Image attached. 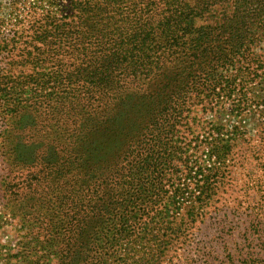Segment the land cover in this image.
Segmentation results:
<instances>
[{
  "label": "trees",
  "instance_id": "16d2710c",
  "mask_svg": "<svg viewBox=\"0 0 264 264\" xmlns=\"http://www.w3.org/2000/svg\"><path fill=\"white\" fill-rule=\"evenodd\" d=\"M61 1H43L52 13L36 7L29 40L8 63L28 65L35 78L12 82L0 98L6 120L11 108H18L14 119L26 114L34 95L32 134L45 136L29 165L6 152L4 194L23 234V252L8 261L158 264L161 245L179 232L174 214L189 205L184 220L192 219L228 148L229 141L210 144L222 130L214 121L199 128L204 141L194 138L198 124L187 106L217 100L223 82L221 91L231 93L224 77L245 52L252 8L264 0ZM11 34L0 40V54L17 48L22 35ZM51 82L62 83L61 95H51ZM241 104L231 102L235 118ZM55 124L71 126L62 129L69 136L61 155L43 162ZM200 145L206 151L192 159Z\"/></svg>",
  "mask_w": 264,
  "mask_h": 264
},
{
  "label": "rangeland",
  "instance_id": "374dc122",
  "mask_svg": "<svg viewBox=\"0 0 264 264\" xmlns=\"http://www.w3.org/2000/svg\"><path fill=\"white\" fill-rule=\"evenodd\" d=\"M43 1L0 0V40L10 41L13 30L22 35L21 39L18 37L16 40L15 50L0 54V98L6 93L5 87L13 85L12 82L35 78L28 65L9 66L8 63L21 53V42L29 40L27 27L35 20L32 17L34 10L40 12L36 7L41 6L43 10L52 13L53 8L44 5ZM66 1L62 0V5H66ZM252 9L256 12L252 13L249 30L244 33L248 40L244 46L245 52H239L232 58L234 62L224 77L229 80L231 93L226 95L221 91L225 86L223 82L217 84L215 89L219 94L217 100H195L187 106L189 122L198 124V128L193 129L194 138L204 141L207 134L199 128L205 122L214 121L222 130L218 137L212 136L209 139L210 144L219 149L220 145H226L224 141H229L226 145L228 148L225 160L218 166V177L209 197L196 202L198 208L192 219L184 220L189 205L174 214L173 227L179 232L176 237L161 245V248L166 249L158 264H264V1L258 4L256 10ZM32 49L34 54L35 45H32ZM51 86H54L51 95H61L62 83L51 82ZM34 97L27 100L31 102L27 113L17 115L15 119L18 108H11L10 111L14 113L6 120L2 119L3 110L0 109V264H14L8 259L23 252L20 247L23 239L19 231L20 222L12 218V206L4 194L3 186L11 178L7 150L14 155L17 163L27 165L42 152L43 146L40 143L45 141V136L40 132L35 136L32 134L34 106L37 105V98ZM235 100L242 101V106L246 104L236 118L231 114V102ZM70 128H62L58 124L50 128L52 134L49 144H52L53 150L47 149L43 162L53 161L56 150L61 155V150H64L63 141L69 136L62 129L69 132ZM230 131L231 134L226 135ZM185 143L187 139L182 146ZM177 146H180L179 143ZM196 150L195 154L190 147L188 154H195L192 159L206 151L203 145ZM189 190L193 191L191 188ZM18 258L21 257L18 255ZM13 260L17 259L13 257ZM15 264L20 263L16 261Z\"/></svg>",
  "mask_w": 264,
  "mask_h": 264
}]
</instances>
